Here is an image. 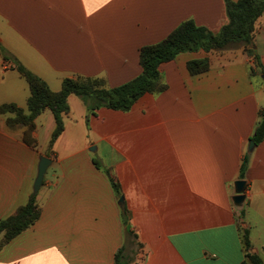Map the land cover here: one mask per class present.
I'll list each match as a JSON object with an SVG mask.
<instances>
[{
	"label": "crops",
	"instance_id": "crops-1",
	"mask_svg": "<svg viewBox=\"0 0 264 264\" xmlns=\"http://www.w3.org/2000/svg\"><path fill=\"white\" fill-rule=\"evenodd\" d=\"M188 20L219 32L226 1L0 0V106L28 110L17 63L54 92L78 76L123 85L143 71L141 48ZM204 58L208 71L191 74L188 62ZM160 71L167 89L129 111L89 115L71 95L53 146L52 111L36 118L32 144L27 126L0 114V221L34 195L40 157L52 161L41 218L0 264H241L242 228L264 262V141L249 151L264 110V15L249 47L185 52Z\"/></svg>",
	"mask_w": 264,
	"mask_h": 264
},
{
	"label": "trees",
	"instance_id": "trees-1",
	"mask_svg": "<svg viewBox=\"0 0 264 264\" xmlns=\"http://www.w3.org/2000/svg\"><path fill=\"white\" fill-rule=\"evenodd\" d=\"M225 1L229 22L219 32L199 26L193 20L185 21L163 41L142 47L140 50L142 73L117 87L109 88L99 78L78 76L64 79L62 89L54 92L44 80L21 63H17L16 68L29 83L31 91L28 110L25 111L13 103L4 104L0 106V114H14V117L8 119L9 125L27 126L25 139L32 144L31 133L35 128L36 118L47 109L52 111L56 121L51 140V146H53L65 130L64 115L70 111L68 100L71 95L78 96L84 101L89 115L102 107L119 111L131 110L146 93H159L167 89L160 71L163 63L170 62L185 52L208 53L252 45L256 23L264 15V0ZM209 66L208 58L188 62V69L193 75L208 71ZM251 140L255 144L264 141V110L260 114V121ZM247 164L248 159L243 163L242 177ZM41 215L42 208L37 202V195H33L25 206L20 207L13 215L2 219L0 221V252L11 240L35 225ZM242 237L246 259L241 264H264L261 257L251 253L250 235L245 228H242ZM116 258L118 259V255Z\"/></svg>",
	"mask_w": 264,
	"mask_h": 264
},
{
	"label": "water",
	"instance_id": "water-1",
	"mask_svg": "<svg viewBox=\"0 0 264 264\" xmlns=\"http://www.w3.org/2000/svg\"><path fill=\"white\" fill-rule=\"evenodd\" d=\"M263 78H264V75H263ZM254 147H255V142L251 141L249 145V151L251 152L254 149ZM51 164H52V161L48 159L47 157H44V156L40 157L38 175L34 183V193H33L34 195H37L38 192L40 191L43 185V181L47 173V170L51 166ZM245 187H246V182L244 180H240L236 183V190L238 193L236 197L237 201L243 200L245 198V195H244ZM123 202H124V197L120 199V204H123Z\"/></svg>",
	"mask_w": 264,
	"mask_h": 264
},
{
	"label": "rangeland",
	"instance_id": "rangeland-1",
	"mask_svg": "<svg viewBox=\"0 0 264 264\" xmlns=\"http://www.w3.org/2000/svg\"><path fill=\"white\" fill-rule=\"evenodd\" d=\"M87 116H88V114H87Z\"/></svg>",
	"mask_w": 264,
	"mask_h": 264
}]
</instances>
